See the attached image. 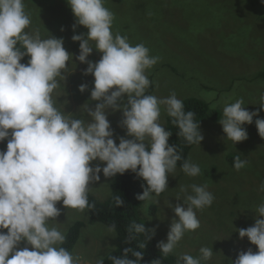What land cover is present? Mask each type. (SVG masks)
I'll return each instance as SVG.
<instances>
[{
    "label": "clouds",
    "instance_id": "9594fccd",
    "mask_svg": "<svg viewBox=\"0 0 264 264\" xmlns=\"http://www.w3.org/2000/svg\"><path fill=\"white\" fill-rule=\"evenodd\" d=\"M66 3L75 17L72 40L79 43L78 55L65 49L63 38L48 31L49 35L42 34L33 24L25 0H0V144L7 141L6 149H0V264H142L143 252L132 245L143 236L136 244L144 249L154 238L156 229L146 223L127 227L123 241L128 246L120 255L110 248L107 257L100 251L87 260L63 246L68 226L95 207L89 201L90 193L107 185L111 194L107 183L93 187L100 182L101 173L111 179L131 172L144 181L143 192L136 199L145 209L149 203L159 206L178 162H182L180 170L185 176H200V165L190 157L185 159L177 146L169 143L172 133L165 130L161 116L172 118L179 130L177 136L198 147L204 139L200 122L193 111L185 110L175 91L163 97L148 94L152 86L148 73L160 57L152 55L144 43L133 45L127 36L113 31L115 14L106 7L108 0ZM80 26L88 30L86 35L75 34ZM94 51L101 54L96 62L89 59ZM25 57L30 58L26 64L22 63ZM76 61L87 65L83 75L94 77L90 100L80 107L79 116L65 111L69 104L65 86L76 71ZM88 90L87 84L79 86L80 93ZM258 105L264 110V93ZM260 110H247L242 97L224 104L218 120L224 133L221 140L234 146L246 141L245 125H252L254 119L258 135L264 138ZM110 111L122 113L119 127L127 138L116 137L108 118ZM247 166V159L234 157L235 171ZM256 190L264 193V181ZM112 200L116 208L125 205L121 195ZM163 200L176 218L171 221L167 240L156 245L161 259L152 264H162V258L170 255H176L175 264H212L219 255L213 246H201L196 255L177 252L185 235L200 228L197 212L215 201L208 185H180L175 200L183 201L184 206ZM61 202L67 209L66 223L57 222ZM251 211L256 214L252 226L234 227L239 238L247 239L258 252L249 248L229 264H264V197ZM104 232L116 237V224L105 226ZM22 242L27 246L21 249Z\"/></svg>",
    "mask_w": 264,
    "mask_h": 264
},
{
    "label": "rangeland",
    "instance_id": "374dc122",
    "mask_svg": "<svg viewBox=\"0 0 264 264\" xmlns=\"http://www.w3.org/2000/svg\"><path fill=\"white\" fill-rule=\"evenodd\" d=\"M25 3L33 24L40 27L43 35L50 33L63 38L65 49L70 54H79V43L72 40L75 17L66 0H25ZM106 7L115 14L114 32L127 36L133 45L144 43L152 55L160 57L148 73L154 87L152 95L163 97L175 91L182 100L196 98L209 103L211 110L218 114H222L224 104L242 97L247 110H260L259 96L264 93V4L261 0H108ZM87 31L80 26L75 34L86 35ZM100 58L101 54L95 51L89 57L93 62ZM76 64V71L68 77L65 86L69 100L65 111L79 116L80 107L90 100L94 77L83 75L87 65L79 61ZM81 84H87L89 90L80 93ZM91 106L94 108L95 102ZM108 118L116 137H126V131L119 127L122 113L110 111ZM259 118H264V110H260ZM168 120L162 113L161 123L166 131ZM245 128L248 139L234 146L230 141L225 144L221 140L224 133L218 122L202 123L200 130L204 139L189 155L200 165L202 174L190 178L178 168L174 177L169 178V190L160 197L159 206L154 203H149L146 209L142 206V216L156 229L158 241L167 240L171 221L176 218L163 199L184 206L183 201L175 200L180 185L207 184L215 201L210 208L197 212L201 226L185 235L177 252L196 255L201 246H213L219 255L212 264H229L249 248L258 252L256 246L247 239L241 240L235 232V227L247 229L254 224L256 214L251 210L264 197V193L256 190L264 181V138L258 135L255 119ZM6 144L7 141L1 147L6 149ZM236 155L248 160V166L239 172L229 160ZM95 163L99 162L93 166ZM115 178L106 179L101 173L100 182L93 187L107 183L112 190ZM91 194L106 201L112 191L109 194V186L105 185ZM151 206L157 208L152 215ZM57 207L61 210L57 222L66 223L67 209L62 202ZM72 215L70 212L69 218ZM89 219L87 210L68 226L69 231L77 222L86 224L73 252L82 254L84 260L100 251L101 256L107 257L116 237H107L105 225H91ZM25 246L26 242H22L19 248Z\"/></svg>",
    "mask_w": 264,
    "mask_h": 264
},
{
    "label": "trees",
    "instance_id": "16d2710c",
    "mask_svg": "<svg viewBox=\"0 0 264 264\" xmlns=\"http://www.w3.org/2000/svg\"><path fill=\"white\" fill-rule=\"evenodd\" d=\"M29 57H25L22 63H27ZM154 87L151 86L147 91L148 94H152ZM186 111H193L196 114V121L200 122L201 125L205 120H212L213 122H218L220 114L215 111H212L210 104L196 98H188L183 100ZM168 131L172 133V137L169 140L170 144H175L177 146L180 154L185 158H189L191 150L195 145H188L183 140L182 137H178V128L172 124V118L169 117L168 120ZM0 144V149H3ZM229 160L234 162V158L230 157ZM182 162H178L177 169L180 168ZM170 178V177H169ZM144 181L138 179L135 174L128 172L123 176L117 175L113 185H112V195L106 201H102L93 194H89V201L93 203L95 207L88 210L90 219L89 223L94 224H103L105 226L115 223L117 226V236L116 242L114 245L115 252L114 255H120L123 248L127 247L124 243V239L127 235V227L132 223H146L147 227L152 228L149 220H146L142 216V206L143 203L136 199L137 194H142ZM166 192L163 195H165ZM115 195H121L125 200V205L123 207L115 206L112 197ZM157 208L155 206L150 207V214H155ZM86 224L84 222L75 223L67 233V239L63 245L67 250L73 252L75 247L80 241L82 230L85 228ZM6 231V230H5ZM143 240V236H140L136 242H133L132 247L141 250L144 255V261L142 264H152L154 260L161 259L160 250L157 248V243L159 242L155 236L150 241L144 249H139L136 243H139ZM109 255V254H108ZM107 255V256H108ZM176 255H170L166 258H162V264H175ZM106 264L110 262L106 261Z\"/></svg>",
    "mask_w": 264,
    "mask_h": 264
}]
</instances>
